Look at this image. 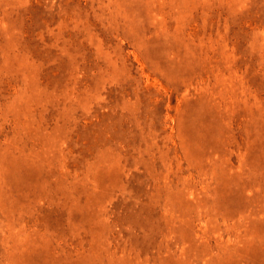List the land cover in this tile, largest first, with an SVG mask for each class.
<instances>
[{
	"label": "rangeland",
	"instance_id": "374dc122",
	"mask_svg": "<svg viewBox=\"0 0 264 264\" xmlns=\"http://www.w3.org/2000/svg\"><path fill=\"white\" fill-rule=\"evenodd\" d=\"M0 264H264V0H0Z\"/></svg>",
	"mask_w": 264,
	"mask_h": 264
}]
</instances>
